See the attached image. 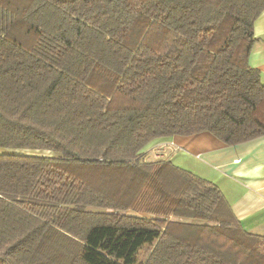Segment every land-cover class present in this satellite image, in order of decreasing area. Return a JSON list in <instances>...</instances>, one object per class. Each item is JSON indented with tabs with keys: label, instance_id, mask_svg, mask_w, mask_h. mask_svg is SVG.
Listing matches in <instances>:
<instances>
[{
	"label": "trees",
	"instance_id": "trees-1",
	"mask_svg": "<svg viewBox=\"0 0 264 264\" xmlns=\"http://www.w3.org/2000/svg\"><path fill=\"white\" fill-rule=\"evenodd\" d=\"M263 12L264 0H0V146L49 153L0 154V264H264V236L214 182L145 152L174 136H264L249 64Z\"/></svg>",
	"mask_w": 264,
	"mask_h": 264
},
{
	"label": "crops",
	"instance_id": "crops-1",
	"mask_svg": "<svg viewBox=\"0 0 264 264\" xmlns=\"http://www.w3.org/2000/svg\"><path fill=\"white\" fill-rule=\"evenodd\" d=\"M254 34L257 41L249 64L260 72L264 83V12L255 22ZM171 142L178 150L175 151V146L167 148L162 151L161 158L171 159L173 156L174 161L171 160L176 166L214 182L228 199L243 228L264 236V136L229 145L211 133L204 132L156 139L152 143L156 147ZM0 154L35 153L0 146Z\"/></svg>",
	"mask_w": 264,
	"mask_h": 264
},
{
	"label": "rangeland",
	"instance_id": "rangeland-1",
	"mask_svg": "<svg viewBox=\"0 0 264 264\" xmlns=\"http://www.w3.org/2000/svg\"><path fill=\"white\" fill-rule=\"evenodd\" d=\"M153 142V141H152ZM150 142L148 145L145 146V149L147 151V159L150 161V160H159V159H162L161 157L159 156H156L157 153L156 151L152 150L155 148V144ZM160 145H157L156 148H158ZM166 148L164 149H161L162 151L165 150ZM151 150V151H149ZM161 151V152H162ZM35 154L37 155H48L49 153L46 152V151H38V152H34ZM166 155V154H165ZM169 155V154H168ZM167 156V155H166ZM173 161H174V157L172 156L171 158ZM129 214H132V215H138V216H146V217H149V218H154V216L152 214H147V213H140V212H136L134 210H129L128 211ZM171 218V217H170ZM169 218V219H170ZM152 249V246L150 244H147L145 245V247L139 252L138 254V257H137V263H140V262H144L146 260V258L148 257V255L150 254V251Z\"/></svg>",
	"mask_w": 264,
	"mask_h": 264
},
{
	"label": "built area",
	"instance_id": "built-area-1",
	"mask_svg": "<svg viewBox=\"0 0 264 264\" xmlns=\"http://www.w3.org/2000/svg\"><path fill=\"white\" fill-rule=\"evenodd\" d=\"M175 146V144L173 143V142H171V143H168V144H162V145H160L158 148H154V149H152V150H154V151H156V153H157V155L156 156H159V157H162V150L161 149H164V148H172V147H174ZM176 147V146H175ZM178 150V147H176L175 148V151H177Z\"/></svg>",
	"mask_w": 264,
	"mask_h": 264
}]
</instances>
